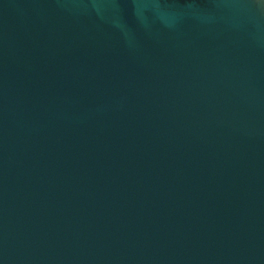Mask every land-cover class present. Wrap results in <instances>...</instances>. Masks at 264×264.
I'll list each match as a JSON object with an SVG mask.
<instances>
[{
  "label": "water",
  "instance_id": "1",
  "mask_svg": "<svg viewBox=\"0 0 264 264\" xmlns=\"http://www.w3.org/2000/svg\"><path fill=\"white\" fill-rule=\"evenodd\" d=\"M0 264H264V0H0Z\"/></svg>",
  "mask_w": 264,
  "mask_h": 264
}]
</instances>
